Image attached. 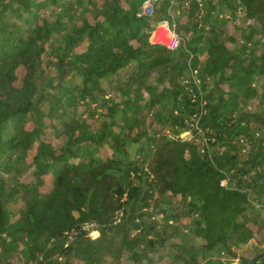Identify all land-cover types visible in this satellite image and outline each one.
Returning a JSON list of instances; mask_svg holds the SVG:
<instances>
[{
	"label": "trees",
	"instance_id": "obj_1",
	"mask_svg": "<svg viewBox=\"0 0 264 264\" xmlns=\"http://www.w3.org/2000/svg\"><path fill=\"white\" fill-rule=\"evenodd\" d=\"M58 1L0 0V264H72L70 250L87 251L86 264H98L95 257L104 241L87 242L88 223L100 226V237L121 232L122 249L139 261L134 246L142 240L130 237L128 222L138 199L146 201L150 191L184 199L188 213L196 215L195 240L186 246L192 263L187 264H222L207 258L219 246L237 258L233 247L253 239L263 244L264 90L260 111L242 113L241 106L258 95L251 80L258 73L264 78V68L257 72L255 65L264 52L239 63L238 49L223 39L236 44L240 38H223L219 26L212 28L207 48L192 50L194 67L213 80L200 124L214 138L211 146L219 139L228 146L203 154L192 140L157 136L159 126L183 118L170 120L158 107L165 100L183 105L189 114L198 111L183 85L192 51L183 44L179 58L150 41L172 0L153 16L139 15L145 0H126L127 6L122 0H102L79 16L74 10L64 21L40 18L46 4ZM240 3L264 31V0ZM134 61L137 67L127 70ZM152 71L157 72L154 84L148 81ZM144 90L151 92L149 100ZM105 93L117 94L120 101L105 99L106 111L90 123L78 105L97 102ZM253 121L261 124L262 138L252 133ZM50 126H62L60 146L45 139ZM244 137L251 144L246 160L235 144ZM138 155L146 158L147 177ZM26 172L33 181L23 180ZM46 177L51 189L43 192ZM20 202L13 220L10 208ZM251 204L257 206L254 216L248 214ZM120 212L126 220L118 228L113 224ZM72 231L80 237L78 244L66 247ZM262 254L240 258L242 264H264V256L251 261Z\"/></svg>",
	"mask_w": 264,
	"mask_h": 264
},
{
	"label": "rangeland",
	"instance_id": "obj_2",
	"mask_svg": "<svg viewBox=\"0 0 264 264\" xmlns=\"http://www.w3.org/2000/svg\"><path fill=\"white\" fill-rule=\"evenodd\" d=\"M44 1V0H39ZM80 1V2H79ZM188 4L177 2L174 6L168 5L167 13L163 16V19H167L170 23L175 25L180 36L183 38V44L186 45L191 51L194 48H207L208 37L211 36L210 32L212 28L219 26V30L222 33L223 38H227L228 35H236L238 42L226 40V44L230 48L238 49V54L243 58L238 62L241 64H248L254 57L260 56L264 52V31L261 30V26L253 19L249 18L246 13V9L240 3V0H185ZM165 0H156L154 4V13L156 14L164 4ZM196 3V5L193 4ZM94 3L100 4L102 0H59L58 3L46 4L41 10L40 18L46 17L49 21H54L55 19L64 21L65 16H72V12L77 10L75 16H79L85 9L88 11L93 8ZM122 3L127 6V1L122 0ZM144 3V2H143ZM158 3V4H157ZM155 4L157 6H155ZM143 6V4H142ZM195 11L192 15V11ZM142 12V7L141 11ZM152 15V16H153ZM74 16V17H75ZM91 22H95L97 18L93 15V12L88 14ZM102 19V18H99ZM79 21V19H77ZM76 20V21H77ZM162 20V19H161ZM69 24L70 21H65ZM82 23V22H78ZM253 28H258L259 30L253 31ZM219 32V31H218ZM251 34L252 38L250 41L246 38L247 34ZM182 51H175L172 54L180 58V53ZM191 59L194 58L196 53L192 51ZM157 52L156 55H158ZM155 55V56H156ZM190 59V68L188 77L184 78L183 85L186 91H189V95L196 93L203 97V100L207 103V110L209 107V89L212 87L213 80L205 77L201 72V67H194L193 59ZM151 60H145L144 64H148ZM256 68L259 72L264 68V60H255ZM137 67L136 61L132 62L127 66V70H134ZM230 73L231 69H227ZM24 73L23 68L18 71L21 77ZM157 77V72L152 71L149 78V83L154 84V80ZM204 77L206 78V89L204 88ZM251 87L258 90V95L254 99H250L243 103L242 113L260 111L262 106L260 104L262 99V90H264V78L260 73L253 80H251ZM20 84V80L17 82ZM197 87L198 92L195 91ZM222 89L225 91L231 90V86L227 84H222ZM143 95L146 100L150 99L151 92L147 90L143 91ZM103 98V99H102ZM114 99L120 101V97L114 93H105L104 97L98 99L97 102L84 101L78 105V112L90 123L103 112L106 111L105 99ZM142 100V103H145ZM165 105L158 106L161 110L166 109V113L170 120L174 118H180L178 122L173 123L169 121L168 123L159 126L157 129V136L167 135L169 137H178L189 129H194L196 122V113L189 114L183 105H175L174 101L165 100ZM165 106V107H164ZM184 121L182 125L181 121ZM252 133L256 137H263L261 124L257 121H253L251 124ZM62 126L53 128L48 127L46 130V140L52 142L55 146H60L64 141V135L62 134ZM207 132V130H205ZM194 133V131H193ZM208 134L205 136L208 138ZM182 137V136H181ZM184 139H189L188 135H183ZM193 140L199 144L200 147L204 146L205 137L202 135L193 134ZM214 139V138H213ZM212 142H214L212 140ZM224 139H219L215 145H209L211 153L214 150L223 152L228 148L226 145H222ZM238 149L241 151L242 158L247 159L251 153V144L245 137L235 143ZM219 145V146H218ZM32 155V154H31ZM31 157V156H30ZM139 160L142 161L143 174L147 177L148 170L146 165V158L143 155L137 156ZM30 159V158H29ZM24 181H33L31 174L26 172L23 175ZM144 184V183H142ZM227 184V183H226ZM147 185H144V189ZM43 192L51 189V178L46 177L45 184L40 188ZM142 195L139 196V198ZM133 199L131 200V203ZM23 202L15 204L11 207V217L15 220L21 212ZM256 205L251 204L248 214L254 216L256 212ZM135 213L133 214V220L128 222V228L130 232V237L134 239H141L134 247L135 250L139 252L141 258L139 261H133L130 258V254L122 249L123 235L119 233H111L106 237H100V226L95 223H88L84 225V229L87 232V242L92 244L94 241L103 240L104 243L100 245L99 253L95 259L98 264H187L192 263L190 258H187L186 246H189L191 242L195 240L192 233V228L194 227V220L196 215H190L189 208L184 199L178 196H173L170 193L166 195H159L156 192H149V196L146 201L137 202L135 206ZM123 212L118 214V217L113 224L116 227H121V224L125 222L126 219L123 218ZM80 238V237H79ZM77 232L72 231L68 234L67 244L77 245L78 239ZM22 247V246H21ZM81 248V247H80ZM95 248V247H93ZM234 251L239 257L235 258L230 256L226 249L222 246L216 247L211 252L207 253L208 259H213L215 261H221L222 264H242L241 255L246 258L254 257L258 252L264 251V243H256V239L251 242L246 243L241 247H233ZM78 251V250H76ZM69 255L72 264H86L87 251H80L76 253L70 250ZM63 258V257H62ZM9 260V259H8ZM101 260V261H100ZM202 262L204 260H201ZM8 262V261H7ZM96 262V261H95ZM8 264H12L9 262Z\"/></svg>",
	"mask_w": 264,
	"mask_h": 264
},
{
	"label": "built area",
	"instance_id": "obj_3",
	"mask_svg": "<svg viewBox=\"0 0 264 264\" xmlns=\"http://www.w3.org/2000/svg\"><path fill=\"white\" fill-rule=\"evenodd\" d=\"M155 1L156 0H145L142 6V12L139 15L152 16L154 13L153 2ZM176 3H177L176 1L172 0L171 6H174ZM184 4L187 5L188 1H184ZM150 41L153 44L161 45L165 47L166 49L173 51V52L178 51L180 47L183 45V38L178 33L177 29L175 28V25L170 23V21L167 19H163L155 25L151 33V36H150ZM191 98H192V101L195 103V106L198 110L197 113L195 114L197 117L196 122H195V127L194 129H189L186 132L184 131V133L178 136L177 138L184 139L183 135L185 134V135H188V138H189L185 140L194 141L192 138L194 133H196L197 135H202L206 139L204 142V146L203 147L199 146V149L204 154L210 151L209 149L210 140L213 139V138H210L209 136L208 138L205 136V133H207L205 131L206 129H204L200 124V120L203 114L207 112V103L206 101L203 100V97L201 95H198L196 93H192ZM222 183L226 184L227 180H224Z\"/></svg>",
	"mask_w": 264,
	"mask_h": 264
},
{
	"label": "water",
	"instance_id": "obj_4",
	"mask_svg": "<svg viewBox=\"0 0 264 264\" xmlns=\"http://www.w3.org/2000/svg\"><path fill=\"white\" fill-rule=\"evenodd\" d=\"M263 256H264V254H262L261 256H258V257H256V258L252 259L251 261H252V262H253V261H256L257 259H259V258H261V257H263ZM246 264H249V262L246 263Z\"/></svg>",
	"mask_w": 264,
	"mask_h": 264
}]
</instances>
